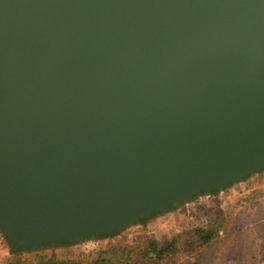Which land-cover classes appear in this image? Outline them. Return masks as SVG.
I'll use <instances>...</instances> for the list:
<instances>
[{"label": "water", "instance_id": "water-1", "mask_svg": "<svg viewBox=\"0 0 264 264\" xmlns=\"http://www.w3.org/2000/svg\"><path fill=\"white\" fill-rule=\"evenodd\" d=\"M264 170V0H0V231H122Z\"/></svg>", "mask_w": 264, "mask_h": 264}, {"label": "rangeland", "instance_id": "rangeland-1", "mask_svg": "<svg viewBox=\"0 0 264 264\" xmlns=\"http://www.w3.org/2000/svg\"><path fill=\"white\" fill-rule=\"evenodd\" d=\"M203 223H210L220 230L234 228L233 238L221 239L224 241L218 244V251L226 253L224 248L230 244L238 246L241 253L228 252L227 262L222 263L209 248L202 257L186 258L182 255L176 264H264L260 255L264 250V170L222 189L193 195L185 202L128 225L122 231L95 238L24 250L14 248L0 231V264H8L16 258L32 261L39 254L50 256L51 249H56L57 254H67L66 249H58L65 248L67 244L72 255L77 252L94 254L108 243L134 246L147 239L170 238Z\"/></svg>", "mask_w": 264, "mask_h": 264}, {"label": "trees", "instance_id": "trees-1", "mask_svg": "<svg viewBox=\"0 0 264 264\" xmlns=\"http://www.w3.org/2000/svg\"><path fill=\"white\" fill-rule=\"evenodd\" d=\"M235 231L234 228L220 230L210 223H203L170 238L147 239L144 243L134 246L108 243L105 248L94 254L77 252L72 255L67 244L65 248H58L66 249L67 254L64 252L57 254L56 249H51L50 256L39 254L32 261L16 258L8 264H176L182 255L186 258L202 257L209 248L213 250V255H217L219 261L225 263L228 252L240 254L241 250L238 246L227 244L224 248L226 253H220L218 244L225 239L233 238ZM262 250L260 255L264 259V250Z\"/></svg>", "mask_w": 264, "mask_h": 264}]
</instances>
